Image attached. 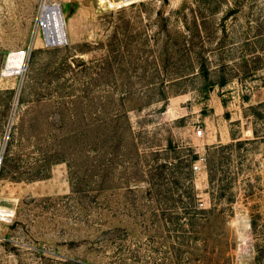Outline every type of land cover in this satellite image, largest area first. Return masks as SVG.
<instances>
[{"label": "rangeland", "instance_id": "rangeland-1", "mask_svg": "<svg viewBox=\"0 0 264 264\" xmlns=\"http://www.w3.org/2000/svg\"><path fill=\"white\" fill-rule=\"evenodd\" d=\"M43 1L0 0V264H264V0H45L59 44Z\"/></svg>", "mask_w": 264, "mask_h": 264}, {"label": "bare ground", "instance_id": "bare-ground-1", "mask_svg": "<svg viewBox=\"0 0 264 264\" xmlns=\"http://www.w3.org/2000/svg\"><path fill=\"white\" fill-rule=\"evenodd\" d=\"M55 6L54 4L44 3L41 7V12L44 16L45 23L43 25V38L46 44H52L54 35L48 30V26L53 21L54 13L49 9V7ZM64 20V17H63ZM62 41V40H61ZM58 41L57 43L61 42ZM56 42V41H55ZM23 63V53L22 52H12L7 59L5 66L6 73H18L19 69L22 67Z\"/></svg>", "mask_w": 264, "mask_h": 264}, {"label": "built area", "instance_id": "built-area-1", "mask_svg": "<svg viewBox=\"0 0 264 264\" xmlns=\"http://www.w3.org/2000/svg\"><path fill=\"white\" fill-rule=\"evenodd\" d=\"M45 1V0H44ZM43 1V3L42 4H44L45 2ZM137 1H139V0H116V2L114 1L112 4L114 5H117L118 7H122V6H125V5H129V4H131V3H134V2H137ZM109 3V2H108ZM42 4H41V6L40 7H42ZM50 4H54V5H57L58 7H59V9L61 10V7H60V5H59V3H57V2H53V3H50ZM111 4V3H110ZM44 23H45V20H44V16H43V14H42V12H41V8H40V11H39V14H38V16H37V18H36V22H35V25H36V29L38 30V29H41L42 30V32H43V25H44ZM59 43H61V42H59ZM59 43H57V42H52V44H59ZM50 44V43H49ZM23 53V52H22ZM11 54V53H10ZM9 54V55H10ZM196 135L197 136H202L203 135V129L202 128H198L197 130H196ZM205 156H203V155H201V156H199L197 159H196V161L194 162V164L192 165V169L193 170H200V169H202V168H204L205 167ZM3 215H5V214H3Z\"/></svg>", "mask_w": 264, "mask_h": 264}]
</instances>
